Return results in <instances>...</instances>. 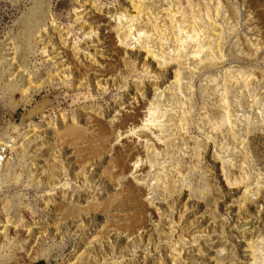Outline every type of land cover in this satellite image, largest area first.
I'll use <instances>...</instances> for the list:
<instances>
[{
    "label": "rangeland",
    "instance_id": "374dc122",
    "mask_svg": "<svg viewBox=\"0 0 264 264\" xmlns=\"http://www.w3.org/2000/svg\"><path fill=\"white\" fill-rule=\"evenodd\" d=\"M0 154V264H264V0H0Z\"/></svg>",
    "mask_w": 264,
    "mask_h": 264
},
{
    "label": "bare ground",
    "instance_id": "6f19581e",
    "mask_svg": "<svg viewBox=\"0 0 264 264\" xmlns=\"http://www.w3.org/2000/svg\"><path fill=\"white\" fill-rule=\"evenodd\" d=\"M191 1V0H190ZM194 1V0H193ZM196 2V1H195ZM1 155V157H3L4 155L3 154H0ZM3 155V156H2ZM3 160V159H2ZM1 162V161H0Z\"/></svg>",
    "mask_w": 264,
    "mask_h": 264
}]
</instances>
